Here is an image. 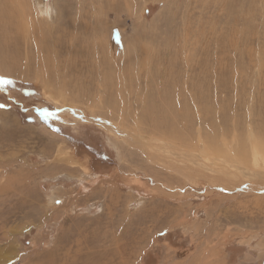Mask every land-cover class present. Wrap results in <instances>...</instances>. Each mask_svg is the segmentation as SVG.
Here are the masks:
<instances>
[{
    "label": "rangeland",
    "instance_id": "obj_1",
    "mask_svg": "<svg viewBox=\"0 0 264 264\" xmlns=\"http://www.w3.org/2000/svg\"><path fill=\"white\" fill-rule=\"evenodd\" d=\"M0 77V264H264V0H0ZM163 93L248 183L128 141Z\"/></svg>",
    "mask_w": 264,
    "mask_h": 264
},
{
    "label": "bare ground",
    "instance_id": "obj_2",
    "mask_svg": "<svg viewBox=\"0 0 264 264\" xmlns=\"http://www.w3.org/2000/svg\"><path fill=\"white\" fill-rule=\"evenodd\" d=\"M18 1V0H17ZM20 1V0H19ZM18 5V4H16ZM51 5V4H50ZM49 6V5H48ZM24 8V7H23ZM46 7H44L43 10H41L42 14H47L46 13ZM40 13V14H41ZM23 15V14H22ZM44 17V16H43ZM36 18V16H35ZM47 18V17H46ZM25 20V19H24ZM38 20V19H37ZM22 23V22H20ZM20 25V24H19ZM27 32H30L29 29H27ZM32 35V34H31ZM30 35H26V37L28 38ZM38 37H42V35L38 36ZM40 42L39 45L35 44L36 47V51L38 52V55L41 56L43 49L45 47V43H43L40 40H38ZM110 46L112 47L111 42ZM114 48V46H113ZM113 50V49H112ZM144 51V50H143ZM43 55V54H42ZM110 55V54H109ZM136 55V54H135ZM39 56V57H40ZM112 56V55H110ZM42 58V57H41ZM124 59V58H122ZM27 62V61H26ZM43 62V61H42ZM43 65V63H42ZM120 65V64H119ZM149 67V66H148ZM130 77V76H128ZM131 78V77H130ZM133 79V78H132ZM126 81V80H125ZM130 81V80H129ZM137 81V80H136ZM216 82V81H215ZM48 83V82H47ZM46 83V84H47ZM131 83V82H130ZM137 84V83H135ZM130 85V84H129ZM136 86V85H135ZM48 87H49V83H48ZM121 87V86H120ZM119 87V89H120ZM139 88V87H138ZM123 90V89H122ZM123 93V92H122ZM159 93V92H158ZM121 93H119L120 95ZM178 95V94H177ZM65 93L63 94V99H64ZM169 96V95H168ZM128 97V96H127ZM179 97V95L177 96ZM195 97V96H194ZM173 99L167 97V94L163 93V94H159L158 96V100L156 104H153V107L157 110V112H159V117H155L154 121H151L155 126H161V127H165L166 131L165 132L168 136V138L166 140L157 137H154V135H146V133L144 132V130L140 131V128L138 127V130L136 132V130H134V137H132V139L134 138V141H132V139H129L128 141H131L133 146L137 145L138 148H140L142 150V152L144 153V155H146V157H148L152 162H156L158 163L160 166H162V168H166V165H168L169 167L171 165L174 166H178L181 167V169L184 171L186 169H189V171H193V172H202L204 169H206V171L210 170V173L214 174H219L222 175L223 178H226V175H233L237 177V174H235L233 172L234 168L230 166L229 167H224L221 161V158L225 159V157H227V159H230V161L236 160V161H243L245 159V149L244 147L241 145V141H239V144L236 145V149L230 150V148L228 147V143H222L221 141V145H219V143H216V141H212V139L214 138V134H202L200 132V129L198 128L197 131V136L195 138L194 142H191L192 140V134H190L188 132V130L182 134L181 133V129L185 126H192L191 124L192 121L194 120L193 117L190 116V110L188 108V105L185 101H183L182 103L178 100L177 102L175 101V97H172ZM71 99V98H69ZM168 99V100H167ZM193 97H191V100L193 101ZM184 100V98H183ZM70 101V100H69ZM68 101V102H69ZM154 101V100H153ZM62 102H67L66 98L62 101ZM194 102V101H193ZM70 104L71 106L73 105L71 102L67 103ZM189 104V103H188ZM59 105V104H58ZM151 105V104H150ZM122 106V105H121ZM202 106V105H201ZM209 106V105H208ZM150 106L147 107V111L149 113L150 116V110L151 108H149ZM202 109V110H201ZM201 109H199L196 104H195V111L197 114V122L201 121V114L199 112V110H201L202 112H206L207 109L205 107H202ZM76 111V110H75ZM146 112V111H145ZM150 118L153 120L152 116H150ZM111 119V118H110ZM139 117L137 118V122H138ZM147 122V121H146ZM194 122V121H193ZM119 123L121 124L122 122L119 121ZM140 124V123H139ZM138 123H136V126H139ZM148 124V123H147ZM152 124V125H153ZM123 126H125V124L122 123ZM199 125V124H198ZM119 126V125H118ZM148 126V125H147ZM146 126V127H147ZM151 126V125H150ZM122 127V126H121ZM125 128V127H123ZM122 128V129H123ZM149 128V126H148ZM151 128V127H150ZM127 129V128H126ZM124 130V129H123ZM149 130V129H148ZM217 133V132H216ZM218 134V133H217ZM219 135V134H218ZM216 136V135H215ZM217 137V136H216ZM249 137V141H245L246 144L249 145V156H250V165L251 168L252 166H255V168L258 166L257 169L263 168L262 170L264 171V141H255V139L253 138V135L251 134ZM216 139V138H215ZM237 139L236 142H238V137L235 138ZM220 141V140H219ZM234 141V140H233ZM126 142V141H125ZM187 143V144H186ZM129 144V143H128ZM245 144V145H246ZM130 145V144H129ZM216 145V146H215ZM179 146L180 148L176 147ZM135 147V148H137ZM140 152V151H139ZM117 153L119 154V151H117ZM141 153V152H140ZM146 153V154H145ZM245 156V157H244ZM145 157V158H146ZM147 158V159H148ZM248 158V157H247ZM131 159V158H130ZM222 159V160H223ZM228 161V160H227ZM235 161V162H236ZM245 161V160H244ZM195 162V163H194ZM225 162V161H224ZM133 163V162H132ZM228 163V162H227ZM233 163V162H232ZM166 164V165H165ZM190 164L192 165L191 167H188L187 165ZM225 164V163H224ZM228 165V164H227ZM230 165V164H229ZM238 165V163H237ZM232 166V165H231ZM241 166V165H240ZM243 166V165H242ZM241 166V167H242ZM247 167V166H246ZM250 167V166H249ZM164 168V169H165ZM176 168V167H175ZM233 168V170H232ZM253 168V169H255ZM180 169V168H179ZM203 169V170H202ZM202 170V171H200ZM232 170V171H231ZM244 170H247L244 168ZM250 170V168H249ZM125 171V170H124ZM180 171V170H179ZM203 172L204 174L206 173ZM207 171V172H208ZM238 171V170H237ZM255 171V170H254ZM257 171V170H256ZM174 172V171H173ZM172 172V173H173ZM177 172V171H175ZM182 172V171H180ZM222 172V173H221ZM247 172H249L247 170ZM178 173V172H177ZM202 173V175H203ZM209 173V172H208ZM258 173V172H257ZM260 173V172H259ZM262 174V173H261ZM259 174V175H261ZM172 175V174H171ZM178 175H181L178 173ZM186 174H184L185 176ZM212 175V176H213ZM217 175V176H219ZM183 176V175H182ZM192 176V175H190ZM201 176V175H200ZM208 176V175H207ZM246 176V175H245ZM262 176V175H261ZM260 176V177H261ZM173 177V176H171ZM170 177V178H171ZM203 177V176H202ZM206 177V176H205ZM209 177V176H208ZM221 177V178H222ZM185 178V177H184ZM187 178V177H186ZM204 178V177H203ZM214 180H211V182H215L216 180L220 179L219 177H215L214 176ZM238 180L234 183V184H244L248 183L247 181H245V179H242L240 176L237 177ZM236 178V179H237ZM172 179V178H171ZM182 179V178H181ZM189 179V178H187ZM234 179V178H233ZM135 180V179H134ZM240 180V183H239ZM21 181V180H20ZM174 181V180H173ZM184 181V180H183ZM209 181V180H208ZM225 181V180H224ZM158 182V181H157ZM188 182V181H187ZM218 182V181H216ZM215 182V183H216ZM238 182V183H237ZM226 183V182H225ZM231 183V182H230ZM170 184V183H168ZM221 184V183H220ZM214 185V184H213ZM226 185V184H225ZM163 186V185H162ZM219 186V185H218ZM229 186V185H228ZM260 186V185H257ZM174 187V186H173ZM179 187V186H178ZM226 188V186H224ZM223 187V188H224ZM233 187V186H232ZM261 187V186H260ZM234 188V187H233ZM219 189V188H218ZM113 197V196H112ZM165 198V197H164ZM169 198V197H168ZM165 200V199H164ZM118 213V212H117ZM130 215V214H129ZM121 238V237H120ZM119 239V238H118ZM123 239V238H122ZM113 240V239H112ZM85 243V242H84ZM92 246V245H91ZM85 254V253H84ZM94 254V253H93ZM89 261V260H88Z\"/></svg>",
    "mask_w": 264,
    "mask_h": 264
},
{
    "label": "snow or ice",
    "instance_id": "obj_3",
    "mask_svg": "<svg viewBox=\"0 0 264 264\" xmlns=\"http://www.w3.org/2000/svg\"><path fill=\"white\" fill-rule=\"evenodd\" d=\"M11 83H12L11 80L0 77V84L7 85V84H11ZM3 107H4V105H0V108H3ZM40 114L43 117H47L49 115H52L51 113H48L46 110H41ZM57 203H59V201H57Z\"/></svg>",
    "mask_w": 264,
    "mask_h": 264
}]
</instances>
